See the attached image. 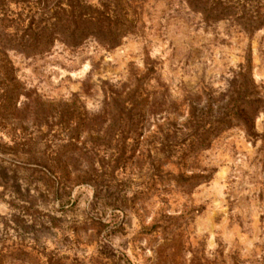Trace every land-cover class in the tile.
<instances>
[{
  "label": "rangeland",
  "instance_id": "1",
  "mask_svg": "<svg viewBox=\"0 0 264 264\" xmlns=\"http://www.w3.org/2000/svg\"><path fill=\"white\" fill-rule=\"evenodd\" d=\"M15 1L10 18L27 24L34 0ZM121 10L134 31L113 49L94 38L36 58L0 48V264H264V111L257 139L233 126L184 160L161 152L160 133L191 103L227 101L249 52L264 93V26L207 23L184 0ZM139 85L136 137L114 117ZM51 163L69 174L61 192Z\"/></svg>",
  "mask_w": 264,
  "mask_h": 264
},
{
  "label": "trees",
  "instance_id": "2",
  "mask_svg": "<svg viewBox=\"0 0 264 264\" xmlns=\"http://www.w3.org/2000/svg\"><path fill=\"white\" fill-rule=\"evenodd\" d=\"M128 1L131 0H100L96 7L87 0H34L33 5H27L28 23L25 24L22 14L17 19L10 18L11 0H0V34L4 38H0V48L36 58L49 53L57 40L77 49L86 40L94 38L113 49L123 37L134 31V20L121 10L123 3ZM184 1L188 2L191 9L200 12L207 23L230 20L249 36L264 26V0ZM19 2L26 3L22 0ZM251 71L249 52L246 65L239 73L227 101L216 106L215 101L209 97L203 106L191 103L188 117L181 125L176 117H168L166 129L162 128L160 132L163 135L161 152L169 160H184L188 154L192 156L208 149L213 140L233 126H242L249 137L257 139L254 132L255 118L259 111H264V93L255 86ZM141 88V85L137 86L122 101L115 100L119 106L115 121L133 124L132 134L136 137L140 135L137 132L144 121L147 102L142 98ZM8 91L6 94L10 93ZM54 164L43 168L56 176L58 192H61L69 184L70 177L63 170L59 171V165ZM90 172V183H94L95 187L104 186L106 173L98 174L92 163ZM200 178L207 179L208 176Z\"/></svg>",
  "mask_w": 264,
  "mask_h": 264
}]
</instances>
